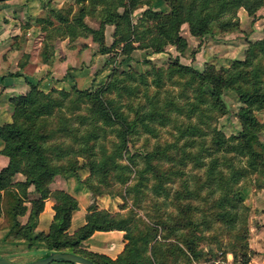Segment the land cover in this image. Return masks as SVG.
I'll return each instance as SVG.
<instances>
[{
	"label": "rangeland",
	"instance_id": "rangeland-1",
	"mask_svg": "<svg viewBox=\"0 0 264 264\" xmlns=\"http://www.w3.org/2000/svg\"><path fill=\"white\" fill-rule=\"evenodd\" d=\"M26 1L20 0L16 3L20 5L13 10V15H30L26 10ZM91 1L43 2L48 6H55L64 14L69 9L75 13L81 7H86L89 13L87 12L83 21L93 29H98L99 21L91 16L93 14L90 11L96 10L97 15L103 17V9L112 7L110 6L112 2L107 0L102 4L103 0H95L97 4L94 5ZM148 2L151 5L155 3L154 7L158 6L156 0ZM148 8L146 3L138 4L129 15L130 22L137 25L138 37L134 42L136 45L138 42L148 43L153 35L150 31L141 34L152 23V20L144 15ZM48 9L50 8L46 11L42 9L40 12L42 15L38 17L45 19ZM158 9L169 10V5L167 2L163 3ZM256 11L254 15H250L249 23L243 21L242 28L239 21L236 26L227 29H220L213 23L212 30L202 36L192 34L188 22H182L179 34L187 40L182 51L171 42L166 44L164 51L161 52H154L151 47H137L124 52L122 43L119 42L114 45L117 48L111 49V53H104L100 50L99 42L95 40L94 51L90 56L85 55L86 59L81 63L79 62L81 57L75 55L74 49H70L71 53H74L71 54L73 65L78 63L86 66V63H89L92 67V74L89 75L90 79L86 84L78 81V86L74 83L82 89L87 87L94 90L104 85L115 67L119 70L129 68L147 74L146 84L127 79L126 88L109 89L102 94L109 100V107L120 105L118 110L132 122L127 150L116 148L119 126L104 125L95 119L90 114L88 98L74 92L73 89L66 94L52 93L59 103L50 105L48 113L37 119L35 127L32 128V135L37 138H42L45 131L50 132L51 136L46 145L59 144L78 155H74L77 157L75 165H78V168L67 171L69 177H73L78 185L85 187L80 183V178L89 174L86 165L88 163L96 165L98 173L89 181L93 185V191L92 188H88L89 202L98 208L110 210L118 217L128 219L133 235L128 244L132 245L129 252L131 256L135 255L133 253L135 247H139L138 250L143 255L149 256L152 250L154 254L156 253L155 264H190L194 260L217 256L233 257V260L240 264H254L251 258L257 251L251 246L253 232H259L261 223L264 222V155L260 159L258 169L246 165L245 155H234V159L228 163L225 158L233 157V153L222 154V149L215 147L212 141L214 131H218L231 143H233L231 136H241L239 133L242 125L239 117L241 103L238 94L232 89L223 88L213 102L209 92L212 91V84L204 82V85H201L199 78L188 83L185 75L169 74L166 71L158 78L159 76L150 71V67L152 65L166 67L177 55L182 63L191 64L200 72H205L208 66H212L216 72L221 68H230L234 60H244L247 49L251 47L250 43L258 41V32L263 22L260 21L258 25L253 22L264 17V8L263 12H260L261 15H256ZM233 19H239L238 15ZM31 23H38L42 30L44 29L45 21L34 19L24 20L21 30ZM55 23L59 25L57 20ZM108 25L110 26H104V32L106 42L110 43L113 41L111 32L114 31L115 25ZM12 31L11 29L7 32V37L11 36ZM60 32L55 25L46 27L45 53L54 49ZM78 36L66 37L68 44L71 41H81L78 44L85 45L82 42L84 39L78 40L80 39ZM255 63L263 71L261 77L264 79V54L255 56ZM68 82L71 86L62 88L71 89L72 80ZM242 82L243 80L239 83ZM193 87L196 88L198 100L194 98ZM193 103L195 109L191 105ZM251 110L257 125L251 139L256 143L255 147L261 150V145H264V109L253 107ZM136 113L141 115L143 122L134 119ZM186 124L200 126L203 130L202 140L197 138V135L193 136L196 137L193 142L184 140L186 136L180 131ZM165 144H170L167 153L172 159L164 155L145 159L149 151ZM90 153H93L91 157ZM214 159L219 163L215 167V179L209 177L207 170ZM145 160L155 165L157 172L149 170L139 174L137 170L144 166ZM62 163L66 166L74 164L72 160L67 159ZM125 165L129 168H124ZM233 176L238 178L233 180ZM219 199H225L223 207L216 205ZM10 205L11 202L9 203L5 197L4 212ZM81 205L82 208L75 211L70 228L78 226L84 220L86 199L82 198ZM219 212H224V217H218L216 213ZM223 219L229 221L224 222ZM9 222L10 219L4 213L2 224L8 225ZM173 227L177 229L172 230ZM143 237L148 241L144 242ZM259 237L264 241V236ZM95 238L104 239L100 235H96ZM125 242L127 239H124ZM0 252L15 256L16 262H22L28 255L34 254L31 249L22 251L16 246L0 248ZM259 253L262 254L264 251L260 250Z\"/></svg>",
	"mask_w": 264,
	"mask_h": 264
},
{
	"label": "trees",
	"instance_id": "trees-1",
	"mask_svg": "<svg viewBox=\"0 0 264 264\" xmlns=\"http://www.w3.org/2000/svg\"><path fill=\"white\" fill-rule=\"evenodd\" d=\"M106 1L107 0H103L102 4H105ZM156 1L158 8H161V5L167 2L169 10L158 9L154 7L155 3L151 5L148 0H110L112 4L109 5L112 7L103 9V17L98 16L96 10L90 11V13L93 14L91 16L99 21L98 29H93L83 21L84 16L87 12L89 13L86 7H81L79 11L75 13L69 9L66 14L58 11V9L50 8L47 10L45 19L39 17L36 21H45V25L43 26L44 29L49 25H55L56 29L58 28L61 30L60 34H58L61 38H74L78 35L87 36L91 34L92 38L99 42L102 52H109L113 47L117 48L115 44L119 42L122 43L124 52L131 51L137 47H151L154 52H161L164 51V46L171 42L175 44L179 51H182L187 44L186 38L179 34V27L182 22H188L192 34L202 36L212 30L213 23L220 29L236 26L239 19L232 20V18L237 15L239 7H243L249 15H254L255 11L264 3V0ZM91 3L94 5L97 4L95 0H92ZM144 3L149 6V8L144 11V15H146V17L148 16V18L152 20V23L149 27H146L141 34L150 31L151 33L153 32V35L148 43L138 42L136 45L134 42L138 37V31L136 30L137 25L130 22L129 15L138 4ZM70 15L71 17H69ZM56 20L59 22V25H56ZM142 22L143 21H140V23ZM106 24H114L115 28L112 33L113 41H111L109 46L104 47V26ZM76 27L77 29H75ZM253 42L250 43V45L254 49H251V47L247 49L244 60H234L230 68H221L219 72H216L212 66H208L205 72H200L193 65L182 63L177 55L171 59L166 67L152 65L150 71L154 73L155 76H159L158 78L166 71L169 74L177 73L185 75L188 83L195 78H199V84L201 85L212 84V91L209 92L212 95L213 102L219 97L218 95L223 88L234 90L238 94L241 103L239 111V117H241L242 120V125L239 129L241 136H231L233 142L231 143L229 140L223 138L218 131H214L212 141L215 147H220L222 149V154L233 153V157L225 158L228 163H231V159H234V155H245L246 165L250 168L258 169L260 159L264 155V145H261V150H258V148L255 147L256 143L251 139L254 132L257 130V125H255L256 120L251 109L253 107H256V109H264V79L261 77L263 71L260 69V66L255 63V56L264 54V29L258 41ZM238 67H241V69ZM245 67L249 68L245 69ZM17 74L20 75V73H15L14 75ZM24 78L30 85L29 89L25 93L16 94L10 98L13 104L11 121L0 124V138L3 141L0 152L8 156L7 165L0 169V214L2 212L1 201L7 197L9 203L11 202L6 212L3 210V214L5 213L8 216L10 222L8 225L3 223L2 226H9L11 232H14L17 236L28 239L30 242L34 240L43 241L50 251H73L92 259L97 264H155L157 255L156 253L154 254L153 250L148 256L143 255L142 252L138 250L139 247H135L136 250L133 251L135 255L131 256L129 254L132 245L128 244L130 239L133 238V235L131 234L128 219L118 217L110 210L98 208L95 204L88 206L85 222L72 234L67 232L71 213L78 207V202L76 198L64 190L56 189L51 191L48 187V183L56 174L67 176L69 174V172H67L68 170L75 169L78 166L75 165V162H77V157L75 156L78 155L59 144L46 145V142L51 136L50 132L45 131L42 138H37L32 135V128L35 127V121L44 117L42 115L48 113V107L50 105L59 103V100L52 96V93L60 92L61 94H66L73 89L74 92L83 94L88 98L90 114L95 119L100 120L104 125L117 124L119 126L116 148H126L132 122L118 110L120 105L115 104L113 107H109V100L105 99L102 94L109 89L118 90L126 88L125 80L127 79L146 84L147 74L129 68L119 70L115 67L108 81L94 90L88 89L87 87L82 89L76 85H72L69 90L62 87H52L48 91H44L38 88L37 81L29 79L28 77ZM241 80H243V82L239 83ZM243 83H245V85H243ZM192 91L195 94L194 98L198 100L196 88L193 87ZM191 105L195 109V103ZM194 109H191V111ZM189 111L190 109L188 107V112ZM199 114L202 115L201 112ZM134 119L143 122V118L138 113H136ZM37 128L41 130L39 127ZM202 132V128L196 124H186L180 131V133L186 136L184 140L188 142L195 141L196 137L193 136L196 135L197 138L199 137L202 140ZM89 137L91 138V135H89ZM169 147L170 144L156 146L152 151L146 154L145 159H151L160 155L172 159L171 155L167 153ZM92 155L93 153H90L89 156L91 157ZM131 157H129V159H132ZM65 159L72 160L74 164L72 163L70 166L64 165L62 162H64ZM218 164L217 159H214L210 164L207 169L209 171V177L215 179V167ZM86 167L89 174L80 180L86 184L88 188H92L91 190L93 191V185H91L89 181L98 173V170L96 165L92 163H88ZM123 167L129 168L128 165ZM149 170L157 172L155 165L145 160L144 166L138 169L137 172L143 174ZM104 171H107V169H104ZM16 173L23 174L25 180L14 181ZM73 173L75 174V171ZM232 178L236 180L238 177L233 176ZM29 182H32L35 188L40 192V197L31 199L32 206L28 220L26 223L22 224L16 216L18 214H23L27 209L23 201L27 198L26 188ZM11 186H16L18 191L15 192L11 190ZM1 190H3V193H1ZM126 190L128 189L126 188ZM49 195L54 199L53 208L55 211L49 230L46 233L33 232L37 214L43 208V199ZM225 203V199H219L216 205L223 207ZM216 214L220 218L225 215L224 212ZM223 220L224 222L229 221L228 219ZM110 229L123 230V238L127 239V242L124 243L123 250L115 259L103 253L87 251L80 247L82 240L88 238L94 231ZM176 229V227L172 228V230ZM143 240L144 242L148 241V239L144 237Z\"/></svg>",
	"mask_w": 264,
	"mask_h": 264
},
{
	"label": "crops",
	"instance_id": "crops-1",
	"mask_svg": "<svg viewBox=\"0 0 264 264\" xmlns=\"http://www.w3.org/2000/svg\"><path fill=\"white\" fill-rule=\"evenodd\" d=\"M43 1L44 0H27L26 10L30 15H13V10H15L20 5L16 3L20 2V0H0V124L11 121L13 104L10 98L16 94L25 93L29 89L30 85L24 77H28L29 79L37 81L38 88L48 91L52 87H70L71 84H69L68 80H72L73 85L75 83L79 86L78 81L86 84V82L90 79L89 75L92 74V67L89 65V63H86V66L83 64L79 65L78 63L73 65V59L71 57V54L74 53L75 55H79L81 57L79 62L82 63L87 56H90V53L94 51L96 44L91 35L78 36L80 37L78 40L84 39L82 42L85 43V45L78 44L81 41H71L68 44V38L60 37L55 41L54 49H51L49 53H45V29L42 30V26L40 24L31 23L30 25H25L21 30L23 21H33L34 19L37 20V18H39L38 15H42L40 14L42 9H45L44 11H46L47 8L57 9L53 5L48 6L47 3L45 4ZM42 2L43 4L41 6L40 4ZM263 8L264 3L258 9V11H256V15H261L260 12H263ZM237 15L239 17L240 28L243 27V21L246 23L251 21L250 15L243 7L238 8ZM263 18L264 17H260L253 22L255 25L260 24V21L263 22L262 27H260L261 30L258 29L260 31L258 32L259 35L257 38L261 37L264 29ZM106 25L110 26L108 24ZM11 29L13 30L11 36L7 37V32ZM112 33L113 32H111V35ZM111 41L110 43H107L105 40L103 46H109ZM70 49H74L75 52L71 53L72 50ZM104 53H111V51ZM85 55L86 57H84ZM75 60L77 61V59ZM15 73H20V75H14ZM67 73L69 76H67ZM2 146L3 141L0 138V149ZM7 163L8 156L0 152V169L6 166ZM69 176L70 174L67 176H61L58 174L55 175L48 183V187L51 191L56 189L64 190L76 198L78 202V207L76 209H81V200L82 198L86 199L85 212L87 213L88 206L92 205V203L89 202L90 195L88 194V191L90 192V189H88L86 184H84L81 180L80 183H83L85 187L78 185L73 177ZM22 180H25L24 175L21 173H16L14 181ZM10 189L14 190L15 192L18 191L16 186H11ZM26 192L27 198L23 201V204L27 206V209L23 214H18L16 216L22 224L26 223L28 220L29 212L32 206L31 199L40 197V192L35 188L32 182H29ZM1 193H3V190H1ZM43 202V208L37 214V220L33 228V232H48L50 224L53 220V215L55 212L53 208V197L49 195L43 199ZM1 209L0 248L5 249L16 246L22 251L28 249L33 250L34 254L28 255V257L22 262L36 259L50 252L43 241L34 240L30 242L28 239L17 236L14 234V232H11L9 226H2L3 200L1 201ZM76 209H74L71 213L70 222L67 228V232L70 234H72L80 225L85 222L86 213L81 224L74 228H70ZM259 230V232H253L254 237L252 238L251 242L252 248L257 251L251 258V262L254 264H264V253H259L260 250L264 251V241L259 237L264 236V222L261 223ZM123 234L124 231L120 229L96 230L88 238L82 240L80 247L87 251L103 253L112 259H115L124 248ZM96 235L103 236L104 239H96ZM0 256H4L15 261V256H10L1 252ZM50 264L77 263L56 260L52 261Z\"/></svg>",
	"mask_w": 264,
	"mask_h": 264
},
{
	"label": "water",
	"instance_id": "water-1",
	"mask_svg": "<svg viewBox=\"0 0 264 264\" xmlns=\"http://www.w3.org/2000/svg\"><path fill=\"white\" fill-rule=\"evenodd\" d=\"M64 260L77 264H97L92 259L68 250H52L44 256L25 262H16L7 257L0 256V264H48L52 261Z\"/></svg>",
	"mask_w": 264,
	"mask_h": 264
},
{
	"label": "built area",
	"instance_id": "built-area-1",
	"mask_svg": "<svg viewBox=\"0 0 264 264\" xmlns=\"http://www.w3.org/2000/svg\"><path fill=\"white\" fill-rule=\"evenodd\" d=\"M190 264H240L233 260V257H210L207 259L194 260Z\"/></svg>",
	"mask_w": 264,
	"mask_h": 264
}]
</instances>
